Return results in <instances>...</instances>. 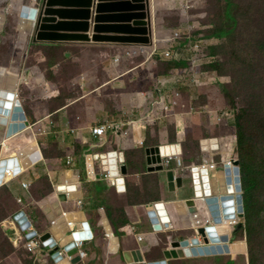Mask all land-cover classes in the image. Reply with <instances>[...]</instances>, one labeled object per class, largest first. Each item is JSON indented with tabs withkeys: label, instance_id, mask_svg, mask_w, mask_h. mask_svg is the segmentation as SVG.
I'll return each instance as SVG.
<instances>
[{
	"label": "crops",
	"instance_id": "1",
	"mask_svg": "<svg viewBox=\"0 0 264 264\" xmlns=\"http://www.w3.org/2000/svg\"><path fill=\"white\" fill-rule=\"evenodd\" d=\"M118 1L121 0H94V4ZM177 1L179 2V0L154 1L155 22L153 31L155 33V40L151 46L122 43L112 44L111 48L116 50L115 56L122 55L125 51L131 52L143 47L144 53L131 56L124 61L128 62L140 57L142 61L137 66L121 72L114 68L111 74L110 71L108 72L110 79L99 85H95L92 89H86L87 92L84 91L81 95L64 94L62 97L58 96V93L56 94L55 91H52L53 86L50 87L55 82L50 81L46 73H42V70L39 71L38 78L30 83L31 85H29L30 81L25 79V76L27 77L30 71H27L26 67H22L21 74L19 73L18 84L22 83L25 86L28 84L38 94L37 97L42 98L41 100L27 101V114L24 113L26 120L32 118L34 124L40 121V128L47 131L46 134H38L45 141L42 147L39 141L36 140V133L31 129L26 130L27 135L32 138V144H37L42 159L25 167L21 175L29 172V179L32 181L47 173V176L52 180L54 192L50 196L36 198L29 191L30 197L26 199L24 195L28 193L25 194L21 190L20 181L11 185V196H13L18 207L20 205L23 207L20 208V212L23 211V214L29 217L32 228L39 234H43V236L51 233L58 242V249L60 251L73 241L72 231L69 229L66 233L59 223L55 227L51 226V222L61 219V216L65 214L64 218L67 222L74 221L77 223L73 229H77L78 232H81L80 224L86 222L92 232L93 238L85 243L84 249L88 252V259L81 264H127L123 260L122 253L124 251L137 250L141 251L145 263L134 264H148L149 262L164 260L163 253L173 240L202 239L197 229L193 227L191 217L185 212L186 209L183 205L181 206L183 201L194 198L190 171L192 167L198 164L194 162L192 156L195 154L196 149L201 151L203 145L211 148L212 144L210 141L212 138H216L221 146V150H225L227 148L225 145L229 144L233 140L232 136L235 135V121L225 119L224 122L218 123L217 118L221 113L230 109L229 102L226 100L224 90L216 91L215 88L209 87V89L206 87L208 88L207 90L202 89L203 105L194 104L206 109V113L200 112L198 114L200 115L199 117L197 115L189 117L184 114L168 115L169 112H163V117L158 118L155 124H149V126L147 124L154 109L160 105V98L167 95L172 99L170 95L173 93L175 95L176 92V88L173 86L161 87L157 84L158 77L163 74L157 70V67L154 68V65H157L158 57H161L159 50L165 49V41L171 38L174 31L178 29V27L167 25L163 19L164 17L161 18L160 16L162 11L164 13L169 11L167 5L173 4L177 6ZM40 2L41 0H31V2L27 1L25 4L39 7ZM92 11V17L89 20L91 31L95 16L94 7H92ZM179 12L181 13V9ZM2 19L4 17L0 14V21ZM17 23L11 24L14 30H17ZM57 43H60V45L62 43L65 44V42ZM37 44L47 45V43ZM155 49H157V53L153 54ZM114 65L119 64L112 61V67ZM140 70L146 72V76H140ZM0 75H4L1 70ZM135 76H140V79L131 81ZM144 76L145 78H143ZM17 77L18 74L16 80ZM92 77L91 73L82 75L81 80L71 81L70 88L76 86L77 83L83 90L90 86ZM143 80L149 83L153 82L151 85H153L154 91L157 94L156 97H154V94L142 97L139 89ZM2 86L4 84H0V91L4 92L2 91ZM103 92H106V94L112 92L113 96L111 95L110 102L102 99ZM60 99L62 103H60ZM57 101H59V104L65 105L58 106L56 104ZM110 103L117 104L119 108L120 112L117 114L119 120L116 121L122 123V129L108 131L105 137V145L97 147L90 128L98 123H104L105 120L107 121L106 117L108 115L106 114L111 111L109 110L111 106L108 107L105 104ZM94 105L97 106L94 107ZM204 114L205 116L203 117L202 115ZM207 114L210 118L209 120L218 126L215 128V124L211 125L209 120H206V125L212 127L211 131L206 126L204 127L205 130L198 127L199 124H202V120ZM51 121L55 125H52L49 131L48 126ZM189 128L193 129L189 130ZM71 129L75 131L72 132ZM23 132L25 130L18 131L16 134ZM190 132L191 134H189ZM189 140L194 143L193 147L188 143ZM2 142L6 148L3 152H9L13 145L7 140L2 139ZM174 143H181L182 146L181 166L175 159L172 160L169 166H166L165 160L171 154L168 153L170 144ZM53 147H56L54 154H52L51 150ZM111 152L117 153V175H113L112 177L122 178L123 183L121 184H116L115 180V184L112 185L114 178L108 181L102 175L104 172L111 170V165L108 163L106 165L102 164V160ZM228 154L226 152L222 155L221 152H218L213 155V159L211 156H207V158L211 162L218 163L223 157H228ZM68 156L72 157V163L70 164L68 163L70 161ZM219 156H221V159ZM2 157L3 154L1 155ZM122 166L126 167V174L122 173ZM169 170L174 171L177 177L183 176V187H176L174 191L169 189V181L167 179ZM216 172L219 171H215L214 175ZM95 176L96 178L94 179ZM222 179L223 185H226L225 178ZM61 185L77 186L78 191L82 193V197L78 199L69 198L64 202L61 201L58 197L59 191L57 190ZM213 194L219 197L224 195L220 190L217 192L213 191ZM19 197H24V204L16 202V199ZM78 201L82 202L80 206ZM157 203L165 205L168 221L162 220V217L155 208ZM36 209L41 212V215L38 216ZM151 211L156 212L155 217H151ZM68 215H70V219ZM206 216L205 212H202L203 220ZM105 221L108 222L109 228H111L114 235L118 237V254L122 261L121 263L105 260V252L109 248V239L106 238L108 229L105 227ZM60 223L62 226L65 225L63 221ZM155 224L159 225L158 229L155 227ZM53 227L57 230L56 232L52 230ZM6 232L9 231H5V235L7 234ZM8 235H12V232H9ZM48 253L51 256V250H48ZM238 257H235L234 260L237 261ZM232 259V255L222 254L178 258L167 260L166 262L167 264L236 263ZM64 261L72 264L67 256L56 262L54 261L53 264H60ZM30 264L49 263L45 262L43 258L39 263Z\"/></svg>",
	"mask_w": 264,
	"mask_h": 264
},
{
	"label": "rangeland",
	"instance_id": "2",
	"mask_svg": "<svg viewBox=\"0 0 264 264\" xmlns=\"http://www.w3.org/2000/svg\"><path fill=\"white\" fill-rule=\"evenodd\" d=\"M27 1L31 2V0H0V12H2L1 14L4 17V23L14 22L15 17H17L15 22H19V8ZM230 1L233 3L232 13L237 19V27L234 29L229 38H215L218 43L215 45L212 44L213 46H217L218 53H221L219 54L218 61L223 62L222 65L218 67V71H215L210 67L211 64L215 63V61L210 59L207 63H202L197 68L199 78L207 81V83L201 87L191 84V80L188 81L189 85L177 86L175 95L174 93L170 95L176 104H169L170 112L168 115L184 114L189 117L196 115L199 117L200 115L198 114H200V112L206 113V109L199 107L203 105L202 89L207 90L209 87H212L215 88L216 91L224 90L226 100L229 102V107L234 110V118L232 120L235 121V135L232 136L233 140L230 142L231 147H229L228 144V148L221 150V153L223 155L228 152V158L230 160H238L241 165L242 154L240 155L238 148L236 118L237 115L244 116L243 123L245 131L250 137L248 152L246 153L255 159L251 160V162L257 167V169H259L256 173L260 175V179L263 184L262 189L256 193V196L260 202H264V0ZM167 8L169 11L165 13L162 11L160 16L161 18L164 17L163 19L166 24L178 27L177 31H180L183 36L187 37L189 32L193 33L197 36V38L201 39L198 41L205 47H207V45L203 40H209L206 35H209L210 32L215 29H220L226 20L224 15L226 8L225 0H179V2L177 1V6L170 4L167 5ZM180 9L181 13L179 12ZM26 23L28 24V22ZM212 45L207 47L206 53L209 57H214L211 55L210 50ZM111 46L112 44L65 42V44L62 43L61 46L49 47L47 45H41L33 42L30 35L19 31L18 29L14 30L11 25H8L0 30V70L3 71L9 66L16 68L26 67V70L30 71L29 74H27V77L25 76V79L30 81L29 85H31L30 83L34 82L38 78L39 71L42 70V73H46V76L49 77L50 81H54L56 83L50 85V87L53 86L52 91H55L56 94L58 93V96L62 97L64 94H74V96H77L83 94L84 91L87 92L86 89H92L95 85H99L110 79L108 72L110 71L111 74L114 68H116L115 70L121 72L128 68L137 66L142 61L139 57L128 62H124L121 65H114L112 67V61H114L116 50L112 49ZM190 53V48L183 46V49L181 50V60L184 65L181 67L187 66L186 59L189 57ZM157 61V65H154V68L157 67V70L164 74L163 65L165 61H163L161 57H158ZM88 73L93 75L91 78L92 82L89 87L82 90L80 85L76 83V86L70 88L72 80H81L82 75H87ZM139 74L140 76H146V72L141 70ZM217 74L220 77H225L228 82L217 83L214 85V83H212V78H214ZM0 76L4 77V75ZM145 76L143 78H145ZM139 77L135 76L131 81H136ZM151 84H153V82L149 83L145 80L142 81L139 93L141 94L142 92H146L145 95H142V97L152 96L153 94L154 97L157 96L154 91V87ZM29 85L27 84V86H25L22 83L17 84L15 91L17 98L21 100L22 109L26 114L27 101L42 99L37 97L38 94H36L33 88ZM3 90L5 89L2 86V91ZM200 90L202 91L200 92ZM15 92L12 91L13 94H15ZM111 95L112 92L107 94L106 92H103L102 99L110 102L113 96ZM115 95L117 94L115 93ZM167 97L170 99L169 96ZM5 99L6 101H14V98L12 100H8L7 98ZM60 103H62L61 99ZM56 104L58 106L65 105L59 104V101H57ZM194 104H198L199 106ZM106 105H108V107L111 106L109 108L111 111L106 114L108 115L106 117L107 121L114 119L119 120L117 114L120 111L117 104L110 103L105 104V106ZM96 106L97 105H94V107ZM10 110H12V106L10 107ZM202 116L204 117L205 114ZM6 118L8 119L9 116ZM209 119L210 118L207 114L206 117L203 118L202 124H199L198 127L205 130L204 127L206 126V128L211 131L212 127H208L206 125V120ZM27 120L30 126L34 124V120L32 118H28ZM209 122L211 125L215 124V128L218 127L216 123L211 120H209ZM147 124L149 126V123ZM1 126L2 125H0V143L2 142V139L7 141L12 140L11 137L15 135V133L7 136L6 127ZM71 128H73V126H71ZM32 129H34V127H32ZM191 129L193 128H189V130ZM189 134H191V132ZM36 140H38L40 145L43 147V143H45V141L41 139V136L36 134ZM188 143H190L193 147L194 143H192L191 140H189ZM31 146L32 145L30 144L24 148L23 156H20L19 152L12 151L13 156L7 158V161L16 160L20 172L22 173L24 168L27 167L26 161L30 159V152L27 150ZM55 149L56 147L51 149L52 154H54ZM1 153L5 156L3 148ZM204 154L207 155L202 150L198 151L196 149L195 154L192 156L194 162L202 164ZM211 157L213 158V155ZM219 157L221 159V156ZM224 159L227 160V157H224ZM218 164L220 165L219 170L222 171L224 167L223 158L218 162ZM10 171H13V168L12 170H9V172ZM14 174L18 173L14 172L13 175ZM24 175L25 177H23ZM29 178L30 174L29 172H26L18 179L0 187V263H39L43 260V258L45 259V262L49 264L54 263V259L49 256L47 249L38 254L31 253L23 249H15L11 240L7 237V235H5L4 226L2 225L5 224V221H11L16 213L20 212V208H23L21 205L18 207L13 199V196H11L10 187L13 183L20 181L32 182V186L29 191L31 195L36 198L50 196L54 192L52 180H50L49 176H47V173H44L42 176L32 181ZM26 193L27 192H25V194ZM24 197L26 199L30 197L29 193L24 195ZM256 203L258 204V210L260 211V208L262 209V205L257 201ZM36 212L38 216L41 215V212H39L38 209H36ZM237 215V222L239 224H243L244 226V218L240 217L239 213ZM257 218L258 223L255 225L253 234L249 237V242L245 228H241L235 232L234 230L237 229L235 225L233 229H231L233 242L229 244L230 253L226 254L232 255V260L239 256L237 261L234 260V262H236L234 264H251L252 260L250 257L254 260L253 264H264L263 210ZM194 228L197 229V227ZM243 241L246 242V246ZM250 249L252 250L251 256ZM40 256H43V258ZM105 258L106 261H117V263L122 262L117 252V246L114 242H109V248L105 252Z\"/></svg>",
	"mask_w": 264,
	"mask_h": 264
},
{
	"label": "water",
	"instance_id": "3",
	"mask_svg": "<svg viewBox=\"0 0 264 264\" xmlns=\"http://www.w3.org/2000/svg\"><path fill=\"white\" fill-rule=\"evenodd\" d=\"M154 1L155 0H121L118 2L94 4V0H41L39 7L27 4L21 5L17 29L30 35L32 41L35 43L88 42L96 44L122 43L151 46L155 40V33L153 31L155 22ZM92 7H94L95 16L93 18V29L91 31V23L89 20L92 17ZM26 20H30L31 24H27ZM21 70L22 67L16 68L9 66L3 70L4 77L0 76V84H4L3 87L5 89L2 93L0 91V114H2L0 115V125L6 126L7 136L22 131L27 127V120L25 119L20 100L17 98L16 93H12V91H16V85L18 84ZM17 74L18 77L16 80ZM5 98L8 100L14 98V101H6ZM11 106L12 110H10ZM8 116L9 118L7 119L6 117ZM5 149L6 148L3 150ZM27 151L30 152L31 156L30 159L26 161V166L42 159L37 144L32 145ZM23 155L24 152H21L20 156ZM116 158L117 153L111 152L102 160V164L106 165L108 163L111 165L112 174L114 176L117 175ZM232 163L234 165L233 169H231L229 165L225 168L227 184L233 189L232 182L234 181L235 191L237 192L235 197L238 206L237 211L240 217H244L240 164L238 160H232ZM8 168H13L15 173L20 172L16 160H0V182L2 178H5L4 173ZM121 170L123 174H126L125 166H122ZM201 173L202 179H200ZM232 173L234 174V179H232ZM191 178L193 188L194 185L196 186V189L194 188V198L183 201L181 206L183 205L187 208L185 212L194 220L193 226L197 227L198 234L202 237L203 242L199 238L174 240L170 242V246L164 251V260L149 262L148 264H167L166 261L171 259L215 256L228 253L226 247L232 242L233 238L230 236L228 230L219 227L224 220L228 221L235 218L234 204H231V200H233L234 197L231 194L222 195L220 197L212 195V185L208 170H200L195 166L193 167ZM116 179V183H123L122 178ZM167 179L171 191L176 190V187H183V176L177 177L174 171H168ZM57 190L59 191L58 197L63 202L67 201L69 198L78 199L82 197V193L78 191L75 185H62L59 186ZM199 191H201V193H199ZM66 192L69 193V197ZM155 208L163 221L169 220L163 203H157ZM207 209L209 210V216L212 218V224L205 226L202 212L208 215ZM155 213L156 212L151 211V217H155ZM18 217L22 223L27 221L22 212L19 213ZM104 224L107 229L110 227L107 221H105ZM239 227L242 228V226ZM156 228H159L158 224H156ZM52 230L54 232L57 231L55 227H53ZM64 230L67 231L68 228L65 227ZM108 232L111 233V242H114L117 246L118 252V237L113 234L111 228L108 229ZM49 237L50 234H45L42 239L45 240ZM67 250H69V257L78 252V249L74 248L73 243L67 246ZM128 255H131V261L127 258ZM122 257L127 264L145 263V259L139 250L124 251ZM79 261L80 258L76 257L72 260V264H77Z\"/></svg>",
	"mask_w": 264,
	"mask_h": 264
},
{
	"label": "built area",
	"instance_id": "4",
	"mask_svg": "<svg viewBox=\"0 0 264 264\" xmlns=\"http://www.w3.org/2000/svg\"><path fill=\"white\" fill-rule=\"evenodd\" d=\"M198 40H201L197 38L193 33L189 32L188 36H183L181 35L180 31L175 30L174 34L171 38L167 39L165 41L166 46L164 50H159L161 59L166 62H171V61H179L181 60V50L184 47H189L190 48V55L186 59L187 66L184 67H173L169 70V72L165 75H162L158 77V82L157 84L161 87H169L173 86L177 88L179 85H189V80H191V84L195 86H203L207 83L206 80L199 78L197 68L202 64V63H207L208 60L213 59V61L217 62L219 57L214 56V57H209V55L206 53L207 47H209L212 44H217V39L211 38L209 40H203L207 47H205L201 42ZM213 46V45H212ZM160 49V47H159ZM144 53L143 47H140V49L132 50L130 51H125L122 55H116L114 57V62L117 64H122L126 59L130 58L131 56L137 55V54ZM157 53V49L153 51V54ZM228 82L225 77H220L218 74L212 78V83L217 84V83H226ZM157 85V86H158ZM146 93V92H145ZM144 92L141 93V95H145ZM160 101V105L157 106L154 111L152 112V116L148 119V123L153 125L156 123V120L158 118L163 117V112L168 113L170 112L169 104H176V102L173 99H168L166 96H162ZM168 117V116H167ZM234 118V110L233 109H228L225 110L224 112L221 113V115L217 118L218 123L224 122L225 119H233ZM39 123V124H38ZM52 125L54 126L55 123L51 121L50 125L48 126L49 131L52 128ZM27 127L34 131L36 134H46V130H42L40 128V121H37L36 124H33L32 126L29 125V122H27ZM34 127V129H32ZM114 129H122V123L119 121H116V119L111 120V121H106L101 124H96L90 128L94 141H96L95 145L97 147H103L105 145V137L108 131H112ZM72 132H74V129H71ZM36 142V140H35ZM143 144V143H142ZM220 145L216 144L212 145L210 149L208 148H202V151L206 153L208 156H212L220 151ZM2 148L4 149L5 147L3 146V142L0 143V160L1 159V152ZM170 149H172L171 155L166 158L165 164L166 166H169L172 160H176L179 165L181 166V156L183 154L182 151V146L181 143H174L170 144ZM207 155H205L203 163L198 164L197 167L200 170H208V172L211 174L214 171L218 169L220 166L218 163L211 162L209 158H207ZM31 156V154H30ZM69 160L68 163H72V157L68 156ZM213 159V158H212ZM9 170H12V168L6 169L4 173V177L9 178V180H2L0 182V187L3 185H6L7 183L14 181L15 179H18L22 172H19L17 175L10 176L9 175ZM14 171V169H13ZM193 171V167L191 168V172ZM112 170H108L104 172L102 175L104 179H107L108 181L112 180L114 177L112 174ZM213 177V174H212ZM96 176L94 177V179ZM200 179H202V173L200 174ZM116 178L112 180V185L115 184ZM118 184V183H116ZM32 186V182L28 181H21L20 187L21 190L24 192H29L30 188ZM196 186L194 185V188ZM196 189V188H195ZM69 197V193H67ZM16 202L18 204H24V197H19L16 199ZM79 206L82 204L81 201H78ZM24 213L23 211H21ZM19 213L16 214L11 221H5V224H2L4 226V231H9L12 232V235H8L9 232H6L7 237L11 240L13 247L15 249H20L23 248L28 252L31 253H41L45 249L51 250V257L54 259V261H58L61 258H65L67 256L69 260H72L76 257L80 258V261L77 264L84 263L85 260L88 257V252L84 249L85 243L87 241L92 240L93 235L92 232L89 229V226L86 222H83L80 224V229L81 232H78L77 229H73L76 227V222L74 221H66L64 218V215L61 216L62 218L59 220H53L51 222V226H55L59 223L62 228L67 227L68 230L66 233L69 231V229L72 231L71 235H73V241L71 243L74 244V248L78 249V252L73 255V256H68V251L67 246L71 243H69L67 246L63 248L62 251L58 249V242L55 240V237L50 233V237L48 239L43 240V234H39L35 229L32 228L31 221L29 217H27L25 214L24 216L26 217L27 221L22 223L20 218L18 217ZM60 221L64 222V226L60 223ZM238 220H234L231 222L230 225H228L230 228L233 226L239 225L237 222ZM211 223V219L209 216L205 218V224L209 225ZM2 226V228H3ZM156 226V225H155ZM64 230V229H63ZM106 238H109V234L107 233Z\"/></svg>",
	"mask_w": 264,
	"mask_h": 264
},
{
	"label": "trees",
	"instance_id": "5",
	"mask_svg": "<svg viewBox=\"0 0 264 264\" xmlns=\"http://www.w3.org/2000/svg\"><path fill=\"white\" fill-rule=\"evenodd\" d=\"M226 1V8L224 11L225 15V23L220 29H215L210 32L209 35H206L209 39L211 38H218V39H226L231 36L233 33L234 29L237 27V19L235 16H233L232 13V8H233V3L230 0H225ZM17 17H15L16 21ZM14 21V22H15ZM229 21V22H228ZM14 22H6L4 23V19L0 21L1 27L0 30L3 29L4 24L5 26L11 25ZM227 22V23H226ZM58 44V45H57ZM47 46L53 47V46H61L60 43H47ZM211 50V55L213 56H218L221 53H218V48L217 46H212L210 48ZM217 52V53H216ZM223 62L217 61L213 64H211V68L215 71H218V67L222 65ZM184 65L182 60L179 61H171V62H166L164 63V71L163 75L167 74L169 70L173 67H181ZM162 74V72H160ZM237 142H238V148L240 151V155L242 154V161L240 165V170H241V180H242V188H243V205H244V221L245 225L242 228H245V231L247 233V238L249 242V237L253 234V230L255 228V225L258 223V218L257 216L260 214V212L263 210L264 211V202H260L256 196V193L262 189L263 184L262 180L260 179V175L256 173L257 167L251 162L253 159L248 152V145L250 142V137L245 131L243 119L244 116L237 115ZM18 134V135H17ZM11 137L12 140L9 141L10 144H12V151L15 152H23L24 148L30 145L32 143V138L27 135V132H23L21 134L17 133ZM9 152H4V155L1 159L7 161L8 157H12L13 153L12 151ZM256 199V200H255ZM256 201L262 205V209L260 208V211L258 210V204ZM109 233V236H111V233ZM250 245V244H249ZM252 250L250 249V256H251ZM252 260L251 264H253L254 260L252 257H250ZM60 264H69L66 261L60 263Z\"/></svg>",
	"mask_w": 264,
	"mask_h": 264
},
{
	"label": "bare ground",
	"instance_id": "6",
	"mask_svg": "<svg viewBox=\"0 0 264 264\" xmlns=\"http://www.w3.org/2000/svg\"><path fill=\"white\" fill-rule=\"evenodd\" d=\"M21 8V7H20ZM19 8V9H20ZM28 21H30V20H26V22H28ZM28 24H31V21L30 22H28ZM30 130L28 127H25L24 128V130L26 131V130ZM16 134V133H15ZM31 145H33L32 143H30ZM204 147L205 148H208V146H206V145H204ZM169 148V147H168ZM167 148V149H168ZM208 149H210V148H208ZM165 151V150H164ZM172 152V149H169V152L168 153H171ZM171 155V154H170ZM223 160H224V165H230V168L232 169L233 168V164H231L230 163V161H228V160H226V159H224L223 158ZM13 173H14V171H10L9 172V175H12L13 176ZM17 175V174H16ZM222 178H225V180H226V182H227V174L225 173V171L223 170V171H220V172H216V174L214 175V179H213V181H212V184H214L213 186L214 187H212V191H221L222 190V192H223V194H231L234 198H233V200H231V202H232V204H234L233 206H234V208H235V213L237 212V204H236V200H235V196H236V191H235V186H234V182H232V186H233V189L231 188V187H229V185L228 184H226V185H223V179ZM9 180V178H4V179H2V180ZM232 179H234V174L232 173ZM1 180V181H2ZM62 186V185H61ZM216 187V188H215ZM215 189V190H214ZM231 189V190H230ZM211 190H209V191H211ZM229 191V192H228ZM199 193H201V191H199ZM240 202H241V199H240ZM186 210H187V208L186 207H184ZM207 217V216H206ZM205 217V218H206ZM68 218L70 219V215H68ZM234 220H238V216H236L235 215V218L234 219H231V220H228V221H223V223H222V225H220V227L219 228H221V229H226V230H228L229 231V228H228V225H230L231 224V222L232 221H234ZM193 223H194V220H193ZM232 229V228H231ZM230 229V230H231ZM244 242V245L246 246V242L245 241H243ZM226 249L228 250V253H230V247H229V245L226 247ZM131 255H128V259H129V261H131L132 260V258L130 257ZM62 263V262H61Z\"/></svg>",
	"mask_w": 264,
	"mask_h": 264
},
{
	"label": "clouds",
	"instance_id": "7",
	"mask_svg": "<svg viewBox=\"0 0 264 264\" xmlns=\"http://www.w3.org/2000/svg\"><path fill=\"white\" fill-rule=\"evenodd\" d=\"M15 93H16V92H15ZM16 95H17V94H16ZM230 109H231V108H230ZM27 122H28V121H27ZM210 142H211L212 145H215V143H216L217 145L219 144V143H218V140H217L216 138H212ZM203 146H204V145H203ZM203 146H202V148H205V147H203ZM230 146H231V143L229 142V147H230ZM225 147L228 148V144L225 145ZM219 152H221V148H220V151H219ZM182 155H183V154H182ZM223 158H224V157H223ZM227 160L230 161L231 164H233V163H232V160H230L228 157H227ZM223 163H224V160H223ZM223 165H224V164H223ZM226 166H227V165H224L222 171H223V170L225 171ZM229 166H230V165H229ZM194 167H195V166H194ZM233 167H234V165H233ZM239 167H240V166H239ZM219 168H220V166L218 167V169H217L216 171H219V172H220L221 170H219ZM232 169H233V168H232ZM214 172H215V171H214ZM214 172L211 173V174L209 173L210 181H211V185H212V186H213L212 181H213V179H214ZM225 173H226V172H225ZM212 174H213V177H212ZM240 175H241V170H240ZM190 176H192V172H191V171H190ZM241 178H242V177H241ZM191 180H192V178H191ZM241 181H242V180H241ZM233 182H234V181H233ZM234 186H235V183H234ZM242 190H243V188H242ZM236 193H237V192H236ZM242 194H243V193H242ZM212 195H214V194H213V191H212ZM236 195H237V194H236ZM235 197H236V196H235ZM236 204H237V202H236ZM205 207L207 208L206 205H205ZM207 211H208V212H207L208 215H207V214H206V215L209 216V210L207 209ZM237 214H238V211L235 213V215L238 216ZM209 217H210V219H211V223H210L209 225H211V224H212V218H211V216H209ZM206 218H207V217H206ZM192 222H193V220H192ZM155 225H156V224H155ZM204 225H205V226H208V225L205 224V218H204ZM239 226H242V224H239V225L235 226V227H237V229L234 230L235 232H236L237 230H240V229H241ZM155 227H156V226H155ZM193 227H194V226H193ZM233 227H234V226H233ZM233 227H231V228L233 229ZM228 228H229L230 236L233 238V236H232V232H231V230H230L231 228H230L229 226H228ZM108 234H109V233H108ZM113 234H114V233H113ZM111 237H112V235L109 236V238H108V239H109V242L111 241ZM116 237H117V236H116ZM200 240L202 241V239H200ZM232 242H233V240H232ZM70 243H71V242H70ZM124 262H125V261H124Z\"/></svg>",
	"mask_w": 264,
	"mask_h": 264
},
{
	"label": "flooded vegetation",
	"instance_id": "8",
	"mask_svg": "<svg viewBox=\"0 0 264 264\" xmlns=\"http://www.w3.org/2000/svg\"><path fill=\"white\" fill-rule=\"evenodd\" d=\"M224 195H228V194H224ZM231 204H232V202H231Z\"/></svg>",
	"mask_w": 264,
	"mask_h": 264
}]
</instances>
